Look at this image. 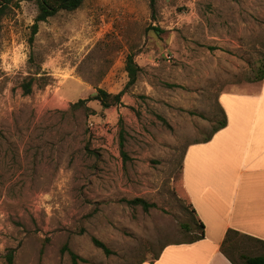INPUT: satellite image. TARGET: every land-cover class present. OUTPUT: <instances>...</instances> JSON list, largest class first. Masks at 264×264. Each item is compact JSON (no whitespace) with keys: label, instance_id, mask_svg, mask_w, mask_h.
<instances>
[{"label":"rangeland","instance_id":"obj_1","mask_svg":"<svg viewBox=\"0 0 264 264\" xmlns=\"http://www.w3.org/2000/svg\"><path fill=\"white\" fill-rule=\"evenodd\" d=\"M37 14L23 1L0 19V264L10 252L12 264H72L65 245L78 264H144L190 241L183 157L227 122L221 94L258 91L264 0H85L33 36ZM99 88L121 102L72 109ZM233 244L238 262L264 255L243 236Z\"/></svg>","mask_w":264,"mask_h":264},{"label":"crops","instance_id":"obj_2","mask_svg":"<svg viewBox=\"0 0 264 264\" xmlns=\"http://www.w3.org/2000/svg\"><path fill=\"white\" fill-rule=\"evenodd\" d=\"M259 86L233 102L221 94L226 126L186 149L183 185L204 239L166 245L144 264H232L221 250L229 230L264 241V80Z\"/></svg>","mask_w":264,"mask_h":264},{"label":"trees","instance_id":"obj_3","mask_svg":"<svg viewBox=\"0 0 264 264\" xmlns=\"http://www.w3.org/2000/svg\"><path fill=\"white\" fill-rule=\"evenodd\" d=\"M23 1H31V2H35L37 4L38 7V14L37 17L35 19V24L32 26V35H36L38 32V27H39V23L40 22H45L47 21L48 18L55 16L59 11H75L77 9H79L85 0H0V19L3 18L4 16H6L10 11H12L13 9H18L20 8V4ZM151 5L154 6L155 5V0H151ZM157 32H162V30L160 29H156ZM126 71L128 73V77H129V82L128 85H133L135 84V82L137 81L138 75L141 71L140 66L135 62V58L134 55L130 54L127 56L126 59ZM264 80V67L260 69V76L258 78L257 81L261 82ZM32 87H33V82L32 80L30 82H28L27 84L24 85V89H25V93L26 94H31L32 93ZM122 93L119 94H110L107 91H105L104 89L99 88L97 90V92L95 94H93L89 99L86 100H79L78 102L72 104V109H78L79 107L83 106L86 102L88 101H98L101 106L103 107V109L107 110L110 109L116 105H118L121 102V98H122ZM223 111V110H222ZM224 113V111H223ZM226 117L224 114V118L223 120L219 123V125L213 129L212 133L205 138L203 141L201 142H207L209 141L212 136L218 132L220 129L224 128L226 126ZM122 136V135H121ZM195 143H199V142H195ZM123 136H122V142H121V147L123 148ZM184 160V157H183ZM183 172V164H182V171H181V175ZM182 182H183V176H182ZM184 187V185H183ZM185 191V189H184ZM186 193V191H185ZM187 196V194H186ZM187 199L190 203V200L187 196ZM126 202L130 205H140L143 207V209L145 211H148L150 207H152L151 204H149L147 201H145L144 199L141 198H135L133 200H126ZM192 212H194V210L192 209ZM196 227L199 230V232L197 234H195L190 241L187 242H181V243H194L197 242L199 240L204 239L205 237V231H204V224L200 221H198L196 219ZM237 236H243L251 241H255L258 243H261L262 245H264V241L259 240L257 238L251 237V236H247V235H243L235 230H229L226 234V237L224 239V242L222 244L221 250L223 252V254L232 262V264H264V255H255V256H251V255H247V254H239V262L236 259L234 252H235V248L236 246L233 244V238L237 237ZM93 243L95 246L101 248L106 254L110 253L109 248L102 243L101 241L97 240V239H93ZM65 252H68L70 257H71V261L72 264H78V261H85L82 258H80L76 253H74L73 251H71L68 247V245H65L62 248V253L64 254ZM159 255H157L155 259L158 258ZM8 261L9 264H12L13 261V253L10 252V254L8 255Z\"/></svg>","mask_w":264,"mask_h":264},{"label":"built area","instance_id":"obj_4","mask_svg":"<svg viewBox=\"0 0 264 264\" xmlns=\"http://www.w3.org/2000/svg\"><path fill=\"white\" fill-rule=\"evenodd\" d=\"M163 59H165L168 62H171L172 59H173V55L172 54H169V53H164L163 54Z\"/></svg>","mask_w":264,"mask_h":264}]
</instances>
